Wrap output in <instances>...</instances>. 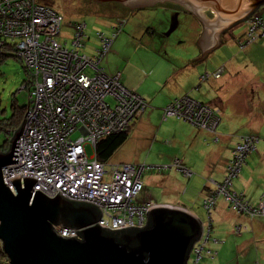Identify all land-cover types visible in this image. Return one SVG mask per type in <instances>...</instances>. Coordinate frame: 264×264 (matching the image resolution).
<instances>
[{"label":"built area","instance_id":"obj_1","mask_svg":"<svg viewBox=\"0 0 264 264\" xmlns=\"http://www.w3.org/2000/svg\"><path fill=\"white\" fill-rule=\"evenodd\" d=\"M42 2L0 0V35L19 39V55L31 72L25 86L29 91V110L19 141V161L3 169L4 182L15 194L13 178L21 177L22 185L24 177L35 178V192L40 190L50 198L59 192L68 200L83 201L101 209L102 216L97 223L103 226L114 230L144 227L149 220L148 210L156 206L151 201H138L144 188L142 176L146 167L99 162L96 153L89 157L86 152L89 145L95 150L101 138L128 129L149 105L122 83L121 72L111 74L103 66V60L122 33V23L119 20L114 23L111 34H99L101 46L93 56L81 53L86 26L73 25L78 30L74 39L76 49L69 51L54 39L62 31L63 18ZM258 19L261 20L253 16L252 20ZM261 25L264 28V23ZM261 38L264 32L254 26L239 42V48L243 50ZM214 77L220 78V74ZM110 98L113 103L109 102ZM164 115L180 117L209 131L220 124L216 109L189 96L166 107ZM6 141L10 143L11 138ZM256 143V138L246 136L237 144L227 167L226 182L224 185L212 182L216 188L205 201L209 214L216 208L217 197L223 195L237 213L264 216V195L254 205L231 190L233 178L243 170L247 155L256 149ZM176 164L178 170L189 175L180 161ZM56 230L63 237L80 238L76 231L82 229L59 225ZM209 234L210 228L206 233L204 227L201 240L193 246L191 256L197 255L196 264H200L206 252Z\"/></svg>","mask_w":264,"mask_h":264},{"label":"crops","instance_id":"obj_2","mask_svg":"<svg viewBox=\"0 0 264 264\" xmlns=\"http://www.w3.org/2000/svg\"><path fill=\"white\" fill-rule=\"evenodd\" d=\"M208 12L213 13L207 10L205 12L207 17L215 20L216 16L214 14L209 16ZM262 17L264 18V15ZM194 18L197 21L193 22L197 28V37L193 40V44L199 49L200 56L202 48L197 42L203 35L204 23L195 15ZM231 32L222 34L220 46L209 51L206 58L193 62V66L185 65L186 62H174L165 56L162 57L156 52L158 48L156 45L151 50L143 47L142 43L137 46L133 39L125 33L118 36L113 43L112 51L103 60L104 63L106 62L104 66L109 73L121 72L122 83L130 91L146 99L149 104L144 112L133 121L127 142L118 149L109 162L137 165L134 163L143 156L141 151L149 150L150 169L155 172L169 171V176L166 177L160 176L161 172L155 175L157 180L154 185L160 186L165 195L171 196L170 202L164 204L183 207L199 219L194 209L180 203L185 190L183 192V183L178 181L179 175L171 170H178L175 167L177 161H181L182 166L188 172L198 168L207 173L206 176L210 179L207 182L204 179L206 184L199 193H196L197 200L205 205L210 192L215 190L211 180L223 183L227 175V165L233 159L232 154L237 144L246 136L254 137L257 139L256 149L247 155L243 170L233 178L231 190L235 194H243L254 205L259 204L261 196L264 195V38L241 50L239 42L242 37H246V33L243 31L241 36H235V31ZM209 58L210 63L197 68L196 77L193 78V68ZM182 60L185 59L182 58ZM212 60L214 63H211ZM205 73L209 75L206 81L200 79ZM217 73L220 74V78L215 79L214 75ZM210 81L219 83V90H225L229 94L227 98L225 94L224 96L222 94L225 99H222L216 108L214 107L218 110L220 118V124L215 130H200L180 117L164 115L166 107L174 101L190 96L204 83ZM199 83L200 85L197 86ZM231 97H233L232 100H229ZM228 100L231 103H227ZM228 104L232 105V112L246 115V119H232L229 108H227ZM239 127L243 130L239 131ZM247 130L251 133H247ZM123 148L131 153L128 157L125 154L122 159L124 162H116L115 159L119 158L117 155L123 152ZM180 154H182L181 157ZM220 199L224 202L222 210L226 208L227 211L223 210L220 220L224 218V221H227L233 217L232 227L227 231L235 233L237 226H246L248 230L243 234L240 233L242 236H238L239 238L234 239V242H230L229 238L224 240L221 238L222 241L218 240L219 238L215 239L213 236L214 214H209L204 208L209 219L212 215V221L209 224L210 239L206 244L204 254L210 259H216L214 264H227L229 260H227V255L237 247L238 253H249L246 257L248 262L264 264V216L251 218L236 213L224 196L218 198L216 207ZM148 201L156 206L162 204L153 202L152 198L140 202ZM209 228L207 230L205 227L206 233L209 232Z\"/></svg>","mask_w":264,"mask_h":264},{"label":"water","instance_id":"obj_3","mask_svg":"<svg viewBox=\"0 0 264 264\" xmlns=\"http://www.w3.org/2000/svg\"><path fill=\"white\" fill-rule=\"evenodd\" d=\"M106 1L119 2L132 11L174 3L197 16L204 23V32L197 42L202 55L195 61L206 58L209 51L220 46L222 34L247 22L264 6V0ZM207 10L213 12L215 20L207 17ZM24 121L10 142V150L0 151V240L8 264H188L204 225L183 207L159 204L148 210L146 226L114 230L97 223L102 211L93 204L68 200L59 192L53 198L40 190L35 192V178L24 177L23 185L21 177L13 178L12 193L4 182L3 169L19 161ZM59 225L82 229L76 231L80 238L61 236L56 230ZM104 229L136 232L115 238L105 235Z\"/></svg>","mask_w":264,"mask_h":264},{"label":"rangeland","instance_id":"obj_4","mask_svg":"<svg viewBox=\"0 0 264 264\" xmlns=\"http://www.w3.org/2000/svg\"><path fill=\"white\" fill-rule=\"evenodd\" d=\"M48 1L55 8H57L60 13H62L63 18L65 19L62 26V33L60 36H58V40L63 44L66 43V47H68L70 50L76 49L73 46L75 34H74V30L69 28L70 23L81 22L83 24L84 23L87 24V30L85 32V35L81 38L82 39L81 44L84 45V48L81 49V53L82 54L86 53L89 56H93L97 53L96 49L100 46L98 33L102 32L105 33L106 35L111 34V32L115 28L113 27V24L117 23L118 20L124 17V18H128V24L125 34L126 36H129L133 39L135 45L138 46L141 45L142 43L143 47L149 48L150 50L153 49L154 45H156L158 47L156 52L160 53L162 57L165 56L171 59V61L173 60L174 62L176 61L186 62L185 65L189 64L190 66H193L194 65L193 62H196L195 60L198 59L199 49L197 48V46L193 44V40L197 37L196 34L197 28L194 25V23H196L197 21L195 20L194 15L192 13L189 12L184 13L179 7L175 6L174 4L173 5L170 3H166L162 5L158 4L155 7H151V8L140 9L136 11L130 10L129 12H126L125 14L127 15L126 17L125 15H123L126 10H124L123 8L122 9L118 8L116 5L113 4H107L105 7L106 11L105 13H102L101 16L99 15V13L104 8L99 9L98 5H96L95 3L94 4L90 3L89 0H48ZM95 11H97L98 14ZM212 14L211 12L210 13L208 12L209 16H212ZM262 15H264V8H262L260 13H257L255 15V16H259L261 20L258 19L257 21H253L252 20L253 17H252L251 21L249 19L247 20V22L246 21L242 22L239 26L233 28L232 30L235 31V36H239V35L241 36L242 33L244 32L246 33L245 35L248 36L249 30L253 29L254 26L260 27V32L262 31L264 32V28L261 25L262 23H264V18L262 17ZM231 31H229L227 34L232 33ZM119 35H122V33L121 34L119 33ZM244 38L246 37H242V39ZM240 41L242 40L240 39ZM12 53L13 52L11 51L7 52V55L10 56L3 57V60H0V119L3 120L4 119L9 120L10 118L13 117L14 106L20 108L29 104V98H28L29 91L26 89L27 88L25 87L26 85L23 87L24 85L23 83L29 80L30 75L29 77L27 76V74L25 73L24 65H22L20 59L15 58ZM182 58H184L185 60H182ZM209 63H210V58L209 60H206L203 63H199L197 66L195 65L196 68H193V78L196 77L197 68L202 66L204 67L205 64H209ZM211 63H214L213 60ZM105 64L106 62L104 63V65ZM106 71L108 72V69H106ZM206 74L207 73L203 74L200 79L206 81L205 79ZM200 83L197 86H199ZM219 88H220L219 83H216L214 81L206 82L198 90H195V92L192 93L190 97L197 100L198 102H203L209 105L210 107L213 106L216 108L219 105V103L222 101V99H225L223 98L224 94L226 98L229 95L226 93L225 90L222 89L223 91H221L219 90ZM232 98L233 97H231L229 100H232ZM227 103H231V101ZM231 107H232L231 104L227 105V108H229L230 116L232 119H246V115H239L236 112H232ZM24 115L23 116L25 118L27 113ZM201 129L208 130L204 128ZM242 130L243 128L239 127V131ZM15 131L16 130L13 131L11 129L10 135L7 132L0 131V150L9 151L11 144L6 140L8 136H11V134L13 133L15 134ZM247 133H251V132L247 130ZM77 136L78 135L75 134L73 137L76 138ZM160 142L162 143V141ZM212 148H214V146ZM123 149H124L123 152H120L117 155L119 156V158L117 157V159H115L116 162L119 161L124 162L122 159H124L125 154H127L126 155L127 157L130 155L131 152H129L128 149L126 148ZM86 152H88L89 157H92L96 153V151L92 148L91 145L86 147ZM141 153L143 154V156L139 159V161L135 160L134 164H137L138 166H145L147 168L142 176V182L144 183V188L143 191L140 193L138 200L144 201L148 198H152L153 202L162 203L160 205H169L164 203L170 202L171 196L165 195L161 191L160 186L156 187V185H154L155 181L157 180L155 178V175L157 173L161 172L159 173V175L166 177L169 176V171H158V172L152 171L149 167L151 163L150 160L151 157L149 158L148 154H150V151L143 150L141 151ZM181 156L182 154H180V157ZM226 157L229 158L228 154H226ZM176 165L178 166V164ZM171 170L172 172L177 173L179 175L178 181L183 183V192L185 190V192L182 194L180 203L185 204L191 209H194L196 214H198V216L200 217L203 225H205V227L208 230L210 226L209 224L212 221L211 220L212 215H211V219H209V216L205 211L206 209L205 205H202L200 201L197 200V194H196L197 192L199 193V191L206 184L207 180L210 179L207 178L206 176L207 173L199 170L198 168L192 170L189 169L190 170L189 175L187 174L185 175V172L182 170H181L182 172H179L176 169H171ZM227 174H228V170H227ZM226 177L224 182L220 184L224 185V183L226 182ZM204 179L206 180V182ZM212 182L217 183L215 180L214 181L211 180V183ZM236 195L239 196L240 198H242L243 196V194L241 195L238 193H236ZM220 196L223 195H219L216 200H218ZM243 198L245 197L243 196ZM246 201H248V199H246ZM217 204L218 203H216V206ZM223 204H224L223 200L220 199L218 207L212 209V211L210 212L211 214H214L213 223L215 225V228L213 230L214 231L213 236L215 239L219 238L218 240H221V238H223L222 240H224L225 238L227 239L229 238L230 242H234V239L237 240L239 238L238 236L240 235L242 236V234L246 232L248 229L246 226L244 227L237 226L235 228V233L227 231L228 228L232 227L231 221L233 217L229 218L227 221H224V218L223 220H220L223 214V210L226 211V208L225 209L223 208L222 210ZM234 212L237 213L236 210ZM250 215L247 212L243 214V216L246 217L250 216L252 218L253 215L252 214ZM215 239H213V241H215ZM0 244L2 245L1 240H0ZM217 247L219 248V246ZM248 254L238 253L236 247L235 250L230 251L229 254L227 255V260L229 259L227 264H254L253 262L252 263L250 261L248 262V260L246 259ZM1 256L4 258L3 264H8L9 257L6 255L5 251L4 254H2ZM196 257H197L196 254L190 256L189 258L190 264H196V260H197ZM215 261L216 259L215 260L210 259L205 255L202 258L200 264H214Z\"/></svg>","mask_w":264,"mask_h":264},{"label":"trees","instance_id":"obj_5","mask_svg":"<svg viewBox=\"0 0 264 264\" xmlns=\"http://www.w3.org/2000/svg\"><path fill=\"white\" fill-rule=\"evenodd\" d=\"M43 2V4L46 6V7H48V8H51L53 11H55L56 13H58V15L60 16V17H62L63 18V15H62V13H60L59 11H58V9L57 8H55L48 0H42ZM96 4V3H95ZM97 5V4H96ZM99 6V5H98ZM122 8L124 9V10H126L125 11V13L123 14V15H125L126 14V12H129V9H127L126 7H123L122 6ZM99 9H100V6H99ZM105 11H106V9H104V10H101V12L99 13V15H101L102 16V13H105ZM96 13H97V11H95ZM98 14V13H97ZM126 17H127V15H125ZM255 16V15H254ZM64 21H65V19L63 18V23H64ZM119 22H121L122 23V33H126V28H127V23L126 22H128V18H122V19H120L119 20ZM63 23H62V26H63ZM75 24H81V25H85L86 27V29H85V32H86V30H87V24L86 23H81V22H73V23H70V25H69V28L70 29H72V30H74V34H75V36H74V39L76 38V35H77V33H78V30L76 29V28H74L73 27V25H75ZM61 33H62V31H60L59 32V34L58 35H56L55 36V40L60 44V45H62V49H67V50H69V51H72V50H74V49H72V50H70L68 47H66V43L65 44H63V43H61L59 40H58V36H60L61 35ZM102 33V32H101ZM99 34L100 33H98V39H99ZM262 39V38H261ZM100 40V39H99ZM0 44H3V46H0V60H3V57H7V56H10V55H7V52H9V51H11V52H13L12 54H13V56L15 57V58H19L20 59V61H21V63H22V65H24V69H25V73L27 74V76L29 77V75H30V77H31V72H29V70L27 69V67L25 66V64H24V62L22 61V58H21V56L19 55L20 53H19V51H18V44H19V39L17 38H12L11 36H9V35H6L5 36V34H2V35H0ZM73 46H74V48H76V46L73 44ZM83 47H84V45H82ZM100 46H101V40H100ZM99 46V47H100ZM98 47V48H99ZM97 48V49H98ZM87 73H89V74H92V72H91V69H87ZM30 79V78H29ZM28 80L27 81H25L23 84V86H28ZM147 101V100H146ZM109 102H114V100L112 99V98H110L109 99ZM209 106V105H208ZM28 107H29V104L28 105H26V106H24V107H20V108H18V107H16V106H14L13 107V110H14V115H13V117L12 118H10L9 120L8 119H0V131H3V132H7V133H9V135H10V131H11V129L14 131V130H16V132L21 128V126L23 125V123L25 122L24 120H25V118H24V114H26L27 112H28ZM214 108V107H213ZM215 109V108H214ZM24 115V116H23ZM137 119V117L134 119V120H136ZM133 120V121H134ZM133 123V122H132ZM132 123L130 124V126H129V128L128 129H126V130H124V131H122V133H112L111 135H109V136H105V137H103V138H101L100 139V142L98 143V145L96 146V149H95V151H96V156H97V159L99 160V162H104V163H108L111 159H112V157H113V155L118 151V149L120 148V147H122L123 146V144L124 143H126L127 142V140H128V137H129V133H130V128H131V125H132ZM188 123V122H187ZM16 132H15V134L13 133V134H11V136H8L7 137V139L8 138H11V140L15 137V135H16ZM10 140V139H9ZM10 150V149H9ZM8 151V150H7ZM6 151V152H7ZM76 206H81V204L79 205V204H75ZM83 205V204H82ZM88 207H90V206H88ZM90 208H92V207H90ZM97 212H98V210H97ZM99 213V212H98ZM97 213V214H98ZM136 232V230H127V231H115V232H112V231H109V230H105L104 229V233H105V235H108V236H112V237H115V238H118V236L120 235V234H127V233H130V234H133V233H135ZM1 245V244H0ZM2 245H3V243H2ZM1 245V248H0V254L2 255V254H4V245L2 246ZM193 248V247H192ZM193 250V249H192ZM192 250H191V252H192ZM0 255V264H3V262H4V258L2 257ZM190 256H191V253H190ZM190 263V261H188V264Z\"/></svg>","mask_w":264,"mask_h":264},{"label":"flooded vegetation","instance_id":"obj_6","mask_svg":"<svg viewBox=\"0 0 264 264\" xmlns=\"http://www.w3.org/2000/svg\"><path fill=\"white\" fill-rule=\"evenodd\" d=\"M90 2H92L93 4L96 3L97 5L100 6V8H104L106 7L107 4H113V5H116L118 8H121L122 9V4H120L119 2H113V1H106V0H89ZM176 6V5H175ZM125 7V6H124ZM179 7L184 13L187 12L186 10H184L182 7L180 6H177ZM264 7V6H263ZM103 9V10H104ZM129 9V8H128ZM130 11V9H129Z\"/></svg>","mask_w":264,"mask_h":264},{"label":"clouds","instance_id":"obj_7","mask_svg":"<svg viewBox=\"0 0 264 264\" xmlns=\"http://www.w3.org/2000/svg\"><path fill=\"white\" fill-rule=\"evenodd\" d=\"M190 97V96H189ZM195 100V99H194ZM189 260V259H188Z\"/></svg>","mask_w":264,"mask_h":264}]
</instances>
